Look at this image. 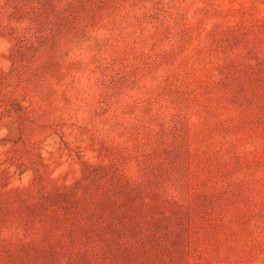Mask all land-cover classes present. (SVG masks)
<instances>
[{
    "label": "rangeland",
    "instance_id": "374dc122",
    "mask_svg": "<svg viewBox=\"0 0 264 264\" xmlns=\"http://www.w3.org/2000/svg\"><path fill=\"white\" fill-rule=\"evenodd\" d=\"M0 264H264V0H0Z\"/></svg>",
    "mask_w": 264,
    "mask_h": 264
}]
</instances>
